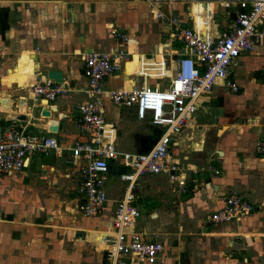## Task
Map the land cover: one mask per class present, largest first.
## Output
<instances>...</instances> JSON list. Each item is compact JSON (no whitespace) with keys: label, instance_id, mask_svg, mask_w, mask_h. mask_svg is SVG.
<instances>
[{"label":"crops","instance_id":"0c3cea01","mask_svg":"<svg viewBox=\"0 0 264 264\" xmlns=\"http://www.w3.org/2000/svg\"><path fill=\"white\" fill-rule=\"evenodd\" d=\"M250 3L162 0L151 6L138 0H0V133L14 123L32 126L34 134L52 136L63 146L88 141L91 136L77 127V106L88 100L83 93L84 53L113 48L129 52L120 72L106 79L110 90L170 80L167 66L180 45L169 42V27L157 17L158 10L203 31L207 27L201 22L208 14L210 34L217 36ZM113 30L126 40L115 38ZM49 70L62 72L66 92L58 96L50 118H44L40 112L45 107L32 95L31 85L47 79ZM228 73L239 89L217 82L170 148L171 158L185 173L186 192L165 174L136 180L133 192L143 222L136 220L134 230L164 247L151 264H214L227 253L231 262L224 259L226 264L264 261V157L255 152L256 142L264 138V40L236 58ZM12 115H25L26 121H9ZM105 118L115 130L119 153L147 151L161 131L139 119L134 108L109 101ZM45 156H32L28 167L0 179V264H111L101 237L112 235L114 211L126 191L127 184H119L126 182L121 179L127 171L122 158L109 160L103 211L86 217L78 210L76 193L77 169L86 160L70 163L65 150ZM110 174H117L120 182ZM233 192L247 197L255 210L229 223L209 222L208 215ZM121 260L147 264L130 261L129 255Z\"/></svg>","mask_w":264,"mask_h":264},{"label":"built area","instance_id":"2783aa9c","mask_svg":"<svg viewBox=\"0 0 264 264\" xmlns=\"http://www.w3.org/2000/svg\"><path fill=\"white\" fill-rule=\"evenodd\" d=\"M159 6L162 0H138ZM157 17L169 27V42L179 43L173 60L168 64L170 80L167 86L159 82L142 87L110 90L105 81L120 72V63L130 54L113 48L109 51H90L82 55V76L86 80L83 93L88 100L77 106V127L88 141H74L63 146L52 136L34 134L29 126H6L0 133V179L28 167L34 155L70 152L74 159L86 160L77 169L78 210L86 217L98 216L108 200L106 176L109 160L121 157L126 173L121 179L127 182L123 197L117 202L112 220V235L104 242L108 246L111 264H124L122 255L151 264L164 251L159 241L148 240L145 234L134 230L140 217V208L133 192L140 176L165 174L179 190L186 192V176L179 163L170 156V148L188 121L198 109L202 97L207 96L217 82L233 91L239 88L228 79V68L241 54L252 52L264 40V0H251L248 8L240 12L235 23L217 36L210 34V18L203 16V30L188 27L175 16L166 17L160 10ZM115 38L126 40V35L112 31ZM133 54H131L132 56ZM32 95L49 113L56 107L59 95L66 92L63 84L47 78L31 85ZM119 108H134L139 119H147L160 128V134L150 149L141 153H119L115 150V130L105 118V102ZM42 115V110L40 112ZM44 118H50L44 116ZM9 121H18L10 119ZM21 122V121H18ZM52 125V124H51ZM53 132V131H50ZM255 152L264 157V138L255 145ZM255 205L244 195L233 192L225 196L222 206L208 215L214 224L229 223L251 214Z\"/></svg>","mask_w":264,"mask_h":264},{"label":"rangeland","instance_id":"374dc122","mask_svg":"<svg viewBox=\"0 0 264 264\" xmlns=\"http://www.w3.org/2000/svg\"><path fill=\"white\" fill-rule=\"evenodd\" d=\"M158 82H160L161 83V85L162 86H166V85H168V83H169V80L166 78V79H163V80H157ZM156 82V80L155 81H153V84ZM126 109V108H125ZM121 127V126H120ZM147 129V128H146ZM151 129H153L152 127L151 128H149L148 127V129H147V132L148 133H152V130ZM124 130H125V127L123 128V132H124ZM125 136V135H124ZM124 136L122 137V138H124ZM124 140V139H123ZM124 142L126 143L127 141H125L124 140ZM125 143H123V146H127ZM40 157H47V156H45V155H43V154H40ZM110 176L113 178V179H116L118 182H120V179H119V176L117 175V174H115V175H113V174H110ZM120 184V186L122 187V188H124L125 186H126V182H120L119 183ZM142 209V208H141ZM143 214L137 219V224H140L141 222H143L142 221V219H143ZM229 254L230 253H227L225 256H222L223 257V259H220V260H217L216 259V261H215V259H214V264H226L225 262V260H227L228 262H231L230 261V259H231V257H229ZM231 254H233V256L234 257H236L235 256V253H231ZM237 258V257H236ZM262 258H264V257H262ZM225 259V260H224ZM242 258L241 257H239V260H241ZM249 260H250V258H249ZM251 262H252V264H264V261H262V260H251ZM242 263H244V262H242ZM227 264H230V263H227Z\"/></svg>","mask_w":264,"mask_h":264},{"label":"water","instance_id":"95a60500","mask_svg":"<svg viewBox=\"0 0 264 264\" xmlns=\"http://www.w3.org/2000/svg\"><path fill=\"white\" fill-rule=\"evenodd\" d=\"M47 77L56 83H63L64 82V79L62 77V72H60V71L49 70L47 72ZM71 85H73V82L71 83ZM42 116L50 117V113L46 108L42 109ZM10 118L14 119V120L21 121V122L26 121L25 115H12V116H10ZM53 121H55L54 123H56V124H52L51 129L53 131H55L57 129V121L56 120H53ZM28 129H32V126L29 127ZM148 149H149V147H148Z\"/></svg>","mask_w":264,"mask_h":264},{"label":"bare ground","instance_id":"6f19581e","mask_svg":"<svg viewBox=\"0 0 264 264\" xmlns=\"http://www.w3.org/2000/svg\"><path fill=\"white\" fill-rule=\"evenodd\" d=\"M101 240H102L103 244H106V243H104V241H103V240H104L103 237H101Z\"/></svg>","mask_w":264,"mask_h":264}]
</instances>
